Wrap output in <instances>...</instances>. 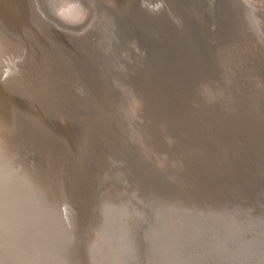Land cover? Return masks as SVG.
Returning a JSON list of instances; mask_svg holds the SVG:
<instances>
[{"label":"bare ground","instance_id":"6f19581e","mask_svg":"<svg viewBox=\"0 0 264 264\" xmlns=\"http://www.w3.org/2000/svg\"><path fill=\"white\" fill-rule=\"evenodd\" d=\"M26 1L35 5L34 35L48 54L47 107L60 156L53 169L44 148L32 143L23 164L35 174L0 177V264L10 257L16 264L14 251L28 244L23 208L14 201L17 187L43 200L50 193L64 214L63 236L42 248L52 264L76 263L73 247L86 209L101 218L88 226L94 235L88 264H264V0H173L192 21L181 15L179 31L154 9L142 30L136 4L134 13L120 17L137 24L133 32L148 51L140 49L147 68L134 78L140 87L134 113L114 95L109 53L104 60L88 46L94 0ZM118 1L125 11L126 0ZM103 12L110 49L116 18L109 8ZM211 39L217 45L208 51L200 42ZM62 56L109 109V121L75 124L81 103L63 87ZM129 61L119 81L139 71ZM153 100L156 123L148 113ZM95 143L114 157L88 174L83 162ZM62 245L70 262L61 260Z\"/></svg>","mask_w":264,"mask_h":264},{"label":"water","instance_id":"95a60500","mask_svg":"<svg viewBox=\"0 0 264 264\" xmlns=\"http://www.w3.org/2000/svg\"><path fill=\"white\" fill-rule=\"evenodd\" d=\"M98 1H93L96 4V9L93 12L94 15L92 14V22L89 26L88 46L92 49L90 51L93 54L101 55L104 60L105 57L103 56L109 53L111 69L113 70V75L115 74L113 81H110L112 89L114 85V95L118 97L122 108L125 106L123 109L134 113L131 109L136 103V96L139 98L140 94V87L135 84L137 82L134 78H139V76L142 78L147 68L145 66L147 59L144 60L142 58L143 55L140 49L144 47V51L148 52L146 50V42L144 43L140 40L137 29L133 32L134 26L136 27L138 24L137 26L144 30V26L140 23H147L149 12H152L153 9L156 11L161 10L159 12L162 14H159L160 17L166 19L178 31L183 29V24L179 19L181 15L187 21H192L190 18L188 20V13H186L182 2L177 3V9H175L173 0H136L138 2L137 24L132 25L133 21L131 25L126 24V19H120L116 15L114 33L109 49L106 46V30L102 31L104 26L102 20L104 5L100 0ZM190 1L198 4L202 2V5H205V0ZM117 5L119 6L118 0ZM24 11L22 0H0V111H4L19 119L18 127L21 125L23 127L19 128L17 133L14 132L15 128H13L8 137L11 138L12 145L10 150L14 151V156L17 158L22 156V159L26 160L24 158L26 151L29 152L33 148L31 147L33 143L38 145L41 150L44 148L42 153L45 154L49 166L54 169L57 166L60 155L56 133L53 128L54 123L50 119L49 107H47L50 85V79L47 74L48 54L40 49L37 37L32 32L22 28L24 18H26ZM195 21V24L202 23L196 18ZM189 30H191L190 24ZM192 40L197 43L200 39L196 37ZM200 44L208 51L214 50V45H217L212 39L210 43L202 40ZM151 50L154 53L157 52L156 50ZM135 57L137 58L135 59ZM130 59H134L133 62L138 66L137 69L139 71H136L134 76L132 75V77L127 79H123L122 75L119 81L118 76L122 74V68L126 64L131 65ZM60 64L64 78V89L73 100H78L81 103V111L79 110L80 107L77 106L75 114L73 113L75 124L80 127L89 118L92 123L104 117L109 121L111 113L106 107L102 109L101 98L97 97V93H94L93 88L91 89L88 86L89 92L86 91V84L82 83L74 74L68 59H64L62 56ZM125 81L128 89L124 85ZM95 83L99 87L96 80ZM147 105L149 106L148 113L156 123L159 117L157 103L153 100ZM30 154L32 155V152ZM103 156L104 158H102ZM108 157H114V153L108 152L105 146H103V150L100 148L99 143L91 146L83 162L86 164L88 174H90V169L96 171L97 163ZM15 189H18V193L16 192L14 201H16L18 207L23 208V237L28 244L25 249L23 248V243L19 245L23 250L19 254L14 251L16 253L14 261L16 264H52L51 260L54 258L46 255V250L44 252L42 248L46 244L48 249V244L54 242L56 236H63L64 214L56 211L57 204L54 203L50 193L47 196V200H43L41 197L40 199L36 198L35 194L24 188L17 187ZM2 202L4 201H2V196H0V205ZM37 205L39 211H34ZM39 243L40 249H38ZM69 248L71 249V247ZM73 249L76 256H78L80 252H78L76 246ZM65 252L62 245L60 250L61 260L67 259V262H70L73 257L66 255H69L68 248ZM12 258L14 257H10L8 264L12 263ZM4 262L7 264L6 261Z\"/></svg>","mask_w":264,"mask_h":264},{"label":"rangeland","instance_id":"374dc122","mask_svg":"<svg viewBox=\"0 0 264 264\" xmlns=\"http://www.w3.org/2000/svg\"><path fill=\"white\" fill-rule=\"evenodd\" d=\"M22 1L24 2L22 3L23 9L24 7L31 8V10H29V8L24 9L26 10L24 11V13L26 14V18H24L25 20L23 22L24 24L22 28L32 32V34H35V30L37 27L36 24L37 17H38V13L36 11L35 5L34 4L32 5L30 3L32 6L31 5L28 6L29 2L27 1L25 2V0ZM94 1L97 2L98 0H94ZM101 2L104 5L103 11L107 12L108 8L111 9L112 13L115 15V18L117 13H118V17H123V16L126 17V15L130 16L132 12L134 13L135 4L137 5V3H135L136 0H129V1L126 0L125 3L126 10L122 11L117 5V0H107V1L101 0ZM33 19H35V21ZM18 120L19 119H16V117H14L13 115L7 114L4 111H0V177L2 178L14 179L18 175L20 176L23 174L33 176V174H35L36 172L35 169H33L34 168L33 166L23 164L24 159H22V157L17 158L16 156H14V151L10 150V147L12 145L11 138H8L10 133L12 132L13 128H15L14 132L16 133L18 132L19 128H23L21 127L22 125L18 127ZM24 158L27 159L28 157H24ZM100 219L101 218L99 214H93L91 213V211L88 212V209H86L85 213H83V224H82L83 227L79 235V239H78L79 246L77 248L78 252L80 253L78 256L75 257L76 260L75 264H88L87 255H86L87 247L90 240L94 236L92 233L93 230L91 228H89L88 231V226L92 227L98 225Z\"/></svg>","mask_w":264,"mask_h":264}]
</instances>
